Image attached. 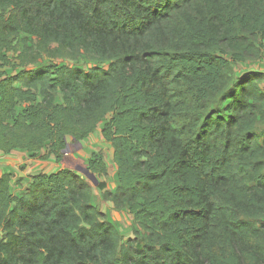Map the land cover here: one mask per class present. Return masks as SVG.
I'll return each instance as SVG.
<instances>
[{"label": "trees", "instance_id": "obj_1", "mask_svg": "<svg viewBox=\"0 0 264 264\" xmlns=\"http://www.w3.org/2000/svg\"><path fill=\"white\" fill-rule=\"evenodd\" d=\"M263 43L264 0H0V151L59 162L100 127L115 190L87 169L133 223L71 168L3 173L0 264H264V72H234Z\"/></svg>", "mask_w": 264, "mask_h": 264}, {"label": "crops", "instance_id": "obj_2", "mask_svg": "<svg viewBox=\"0 0 264 264\" xmlns=\"http://www.w3.org/2000/svg\"><path fill=\"white\" fill-rule=\"evenodd\" d=\"M258 61L240 63L234 65V69L236 68V66H238V68H241V70L238 71L237 75L246 71L264 72L263 68H253V66L256 65ZM79 143L80 146H78L77 141L68 140L67 144L70 148V151L67 154H63V158L59 162H56L52 157L43 158L42 156L45 152L44 150L34 156L30 155L27 151L22 149H14L9 153L0 151V174H11L10 192L14 195H19L25 189L31 175H35L38 173L55 172L61 168H64L66 163L76 166H79V164H86V160L89 159L93 153H101L107 167V176L104 178V190L113 192L118 184L117 166L112 161V153L109 144L104 142V139L101 135V128L97 127V129L93 133H91L88 137H86ZM64 158L66 159L63 160ZM77 172L82 173L79 171ZM102 180L103 178L99 177V181L97 180L95 187L93 188L91 186V203L99 211L104 213L106 215V218L115 225L121 237L123 236L122 240L125 241L132 236V230H126L122 228L118 220L121 215L126 216L130 214L127 208L118 210L114 207L112 202L103 200L101 198L96 186L98 182ZM128 221H132V218H130V220Z\"/></svg>", "mask_w": 264, "mask_h": 264}, {"label": "rangeland", "instance_id": "obj_3", "mask_svg": "<svg viewBox=\"0 0 264 264\" xmlns=\"http://www.w3.org/2000/svg\"><path fill=\"white\" fill-rule=\"evenodd\" d=\"M23 37V36H22ZM28 39H29V42L30 43H32L33 42V39L31 38V37H28ZM263 45H264V43H263ZM263 56H262V58H261V60L260 61H258L257 63H256V65H254L253 66V68H256V69H262L263 68V70H264V46H263ZM48 61H49V58L48 57H46V56H43L42 58H41V60H40V62H38V63H36V65L37 66H42V65H45V64H47L48 63ZM57 64H59V65H65V64H67L68 66H79V67H83V66H89V65H91L87 60H84V59H82V58H80V59H78L76 62H73V61H62V60H60V59H55L54 60ZM252 64H254V63H252ZM100 65H102V66H106V62L105 63H101ZM239 70H241V68H238V66H236V68L234 69V72H235V75L237 76V74H238V71ZM8 72H11L10 70H8ZM86 163H87V160H86ZM81 174V176L85 179V180H87L88 182H89V184L94 188L95 187V182H93L91 179H89L86 175H84V174H82V173H80ZM96 176V180H98L99 181V178H97V175H95ZM129 217V218H128ZM130 215H121L120 217H119V224H120V226L122 227V228H124V229H126V230H128V229H131L132 230V226H133V223H131L132 221H128V220H130ZM122 238H123V236H122Z\"/></svg>", "mask_w": 264, "mask_h": 264}, {"label": "water", "instance_id": "obj_4", "mask_svg": "<svg viewBox=\"0 0 264 264\" xmlns=\"http://www.w3.org/2000/svg\"><path fill=\"white\" fill-rule=\"evenodd\" d=\"M77 143H78V146H80V143L79 142H77ZM69 151H70V148L68 147V144H67L66 147L63 149L62 153L63 154H67V153H69ZM65 159L66 158H64L63 160H65ZM65 167L66 168H71V169L76 170V171H79V172H82L89 179H91L93 182H95V183L97 182L95 175L93 173H90L89 172V170L87 169L86 164H79V166H76V165H73V164L70 165V164L66 163L65 164Z\"/></svg>", "mask_w": 264, "mask_h": 264}]
</instances>
